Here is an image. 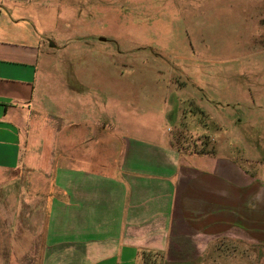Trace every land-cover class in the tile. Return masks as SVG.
<instances>
[{"label": "rangeland", "instance_id": "obj_1", "mask_svg": "<svg viewBox=\"0 0 264 264\" xmlns=\"http://www.w3.org/2000/svg\"><path fill=\"white\" fill-rule=\"evenodd\" d=\"M257 1L245 0L250 15L236 23L220 5L231 0H51L53 38H45L38 89L55 104L46 106L55 116V161H99L124 130L121 117L145 115L149 126L161 123L171 145L200 153L237 147L221 136L237 116L264 160L257 136L264 135V83L250 92L242 76L264 80L252 76L264 67V5ZM50 189L46 172L0 169V264H37ZM210 253L202 264H264V244L253 250L227 242Z\"/></svg>", "mask_w": 264, "mask_h": 264}, {"label": "crops", "instance_id": "obj_2", "mask_svg": "<svg viewBox=\"0 0 264 264\" xmlns=\"http://www.w3.org/2000/svg\"><path fill=\"white\" fill-rule=\"evenodd\" d=\"M50 1L0 0V169L43 171L51 181L37 264H145L144 256L154 264H202L227 242L259 250L264 160L260 145L245 141L251 134L240 131L237 116L221 136L238 145L222 153L183 151L145 115L121 117L124 130L99 161L84 155L79 167L55 161L49 126L55 116L46 108L55 104L38 89L45 38H53ZM220 5L236 23L250 15L245 0ZM250 11L256 15L254 6ZM255 75L264 76V67ZM242 76L250 92L264 83Z\"/></svg>", "mask_w": 264, "mask_h": 264}, {"label": "trees", "instance_id": "obj_3", "mask_svg": "<svg viewBox=\"0 0 264 264\" xmlns=\"http://www.w3.org/2000/svg\"><path fill=\"white\" fill-rule=\"evenodd\" d=\"M148 257L149 256H144V261H146L145 264H154V263H157L155 260H154L155 261L154 263L153 262H151V263L148 262V260H149ZM150 260H151V258H150Z\"/></svg>", "mask_w": 264, "mask_h": 264}]
</instances>
